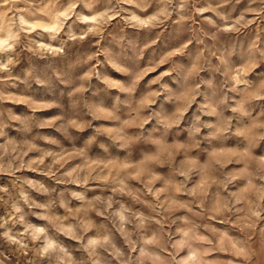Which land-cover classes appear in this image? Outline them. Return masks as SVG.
I'll list each match as a JSON object with an SVG mask.
<instances>
[{
  "label": "rangeland",
  "instance_id": "rangeland-1",
  "mask_svg": "<svg viewBox=\"0 0 264 264\" xmlns=\"http://www.w3.org/2000/svg\"><path fill=\"white\" fill-rule=\"evenodd\" d=\"M0 264H264V0H0Z\"/></svg>",
  "mask_w": 264,
  "mask_h": 264
}]
</instances>
